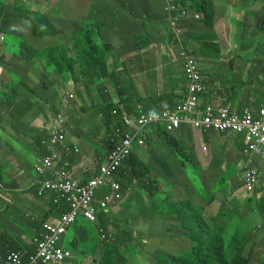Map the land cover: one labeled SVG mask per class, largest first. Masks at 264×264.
Returning a JSON list of instances; mask_svg holds the SVG:
<instances>
[{
	"label": "crops",
	"instance_id": "crops-1",
	"mask_svg": "<svg viewBox=\"0 0 264 264\" xmlns=\"http://www.w3.org/2000/svg\"><path fill=\"white\" fill-rule=\"evenodd\" d=\"M187 1H181V4L187 6ZM255 1L248 0L249 8L245 10L240 8L239 0L224 1V12L214 19L211 28L205 25L203 27L201 21L204 13L198 9L202 19L192 24L186 32L187 37L186 33L184 35L183 45L193 49L207 85L206 91L201 95L203 107L211 105L218 108L228 105L240 112L247 106L251 108L254 106L257 113L261 105L259 98L264 92V82L261 80L263 77L259 78L256 72L245 70L247 64L254 65L251 61L243 59L240 52L243 48L236 43L250 37L253 26L248 12L251 7H258L254 5ZM259 1L261 3V0ZM156 2H151L153 4L147 10H143L140 2L136 1V16L125 20L126 14L118 12L115 19L119 20L113 26L117 29L111 31L112 25L109 26L108 34L118 38L117 46L110 52L106 64V70L112 74L113 80L106 77L99 81L102 83L100 85L93 82L91 89L82 91V96L73 88L71 81H67L64 88H57L61 107L65 112L63 116L66 143L79 149L77 155H71L67 159L69 169L73 177L81 183L91 178L107 157L106 137L109 138L113 127L106 125L105 120L97 113L98 95L103 86L104 92L109 96V103L123 102L126 108L131 110L130 113L135 112L138 104L154 111L164 105L173 107L185 99L188 82L184 76L185 61L180 56L182 46L174 38L171 27L166 29L159 25L158 21L162 16L158 13L160 6L155 5ZM147 16L152 19H143ZM166 20L168 21V18H165ZM124 21H128L127 24L134 23V26L126 28ZM248 29L249 35L245 38V30ZM135 34L148 36V43L133 47L131 40ZM59 36H63V33H59ZM113 45H116V41ZM196 48L199 50L198 56L195 54ZM10 53V49L8 51L5 48L0 49V78L8 81V84L10 82L17 84L20 74L8 73L5 65ZM26 81L35 83L32 78ZM68 92L77 99L75 98V103L69 101L70 103L66 105L64 101L68 100L62 95L67 96ZM43 101L45 100L31 98L24 102L17 98L12 106L7 107L0 98V185L3 186L0 192V248L7 249L11 243L13 247H18V250L31 253L30 241L36 227L41 222L56 219L59 215L52 207V194H47L43 198L36 195L37 175L33 171V165L44 155L41 142L47 138L54 119V114L48 110V104ZM172 140H177V150L180 153L173 149ZM144 141V146L134 150L138 160L136 166L124 163L121 168V179L116 177L120 186L124 187L122 200L112 204L108 212L99 216L102 217L100 219L102 223H98L100 222L98 218L94 224L96 246L100 242L97 237L99 230L103 232L106 228V231L114 232L113 226L117 228L118 224L127 222L126 219H118L125 206L130 204L141 209L140 204L144 207L145 193L149 200L161 201L152 198L158 197L159 186L170 185L166 171L171 177L175 176L177 170L181 171L179 194H182L181 188H189L190 185L187 184L192 182L198 185L196 187L201 191L197 184L198 179H202H199L201 185L206 181L207 188H212L208 192V202L219 201L217 206L222 211L225 210V202L229 204L228 201L238 203L241 200H246L245 202L252 200L253 206L256 207L257 201L264 200V157L256 158V169L260 175L256 195H248L243 189L244 137L241 134L228 135L214 130H199L184 123L173 133H168L164 127H151L146 130ZM64 161L65 157L62 156L60 165ZM187 165L196 170L195 179L187 173ZM170 169H173L172 173H169ZM162 179L167 182L162 183ZM173 185H176V182ZM99 197L100 195L96 196ZM126 199H130V202L124 205L123 201ZM210 207L215 209L213 204L208 203L207 208ZM230 214L233 215L230 212L229 214L221 212L220 217L227 215L232 217ZM254 218L255 224L264 229V217L256 213ZM115 220L118 222L115 223ZM238 224L234 221L232 226L236 228ZM130 233L132 235L131 231ZM66 234L62 238V246ZM74 235L73 229L72 239ZM133 239L135 241V237ZM95 256H99L97 249ZM86 258L84 263L87 261ZM93 260L97 262V258Z\"/></svg>",
	"mask_w": 264,
	"mask_h": 264
},
{
	"label": "trees",
	"instance_id": "trees-1",
	"mask_svg": "<svg viewBox=\"0 0 264 264\" xmlns=\"http://www.w3.org/2000/svg\"><path fill=\"white\" fill-rule=\"evenodd\" d=\"M27 1L0 0L1 30L6 34L15 35L18 40L17 50L11 52L5 61L8 73L20 74L18 83L8 84V81L0 78V98L7 107L12 106L17 98L24 102H28L31 98L42 99L46 101L48 110L52 111V114L63 116L65 112L61 107L58 87L64 88L66 82L71 81L73 88L82 96V91L91 89L93 82L100 85L102 83L99 81L103 78L113 80L112 74L106 70V64L110 52L117 46L118 38L108 34L109 26L112 25L111 31L117 29L113 26L119 20V18L117 21L115 19L118 12L126 14L125 20L136 16V1L140 2L143 10H147L157 1L155 5L160 6L158 13L162 16L158 21L159 25L170 29L168 21H165L168 16L165 7L166 0H55L52 6L44 10L31 8L30 3L33 0ZM181 1L185 2V0H177L180 3ZM224 1L226 0H204V2L201 0L198 3L197 10L200 9L204 13V18H201L203 27L205 25L211 28L214 19L222 15ZM239 1L240 8L244 10L249 8L248 0ZM248 16L253 27L248 42L241 44V47H251L252 42L256 41L258 48L261 47L264 50V0H261L260 6L251 7ZM143 19L152 18L147 16ZM127 23L128 21H124V27L134 26V23ZM59 33H63V36H59ZM147 40L148 36L135 34L131 42L133 47H140L147 44ZM115 41L116 45H113ZM30 78L35 83L26 81ZM7 90L10 91L7 92ZM62 96L68 100L64 101L66 105L70 102L75 103L77 99L71 92H68L67 96L65 94ZM108 98L103 86L98 95L99 110L97 113L111 128L113 126L124 127L121 116L112 114V111L119 112L121 107L128 113L131 110L127 109L123 102L109 103ZM251 109L256 115L254 106ZM107 137L106 140H108ZM46 139L42 145L44 155L46 154L44 147ZM176 141H171L172 147L180 153L177 150ZM181 155L183 156L182 153ZM137 161V156L133 151L124 163L135 167ZM121 168L116 177L120 178ZM166 174L171 176L167 171ZM199 179L197 184L201 191L193 182L187 184L190 185L189 188H181L182 194H179L180 189L172 187L170 191H167L163 185L164 188L159 186L158 192L165 193L164 207L160 211L161 222L158 223L162 229L158 232L149 231L148 238L152 246L162 248L160 249L162 253L156 257L153 256L148 261L151 264H264V229L255 224L254 218L256 213L264 217V200L257 201L256 207H251L252 200L246 203L241 202L243 210L241 208L235 210V216L230 214L232 217L229 215L220 217L221 212L229 214V211H222L217 204L214 205L215 200L212 201L213 203L208 202V192L212 188H207L206 181L204 185H201ZM122 188L124 187L121 186V193ZM190 195H193L192 199H189ZM232 202L238 204L235 201ZM208 203L213 204L215 209L211 207L208 209ZM66 209L64 203H61L56 211L57 215ZM101 215L103 213L99 214ZM100 219L102 217L99 221ZM84 221L88 223L89 228L97 223V221L90 223L85 219ZM234 221L239 223L236 228L232 226ZM118 225L114 232L103 229L102 234L106 239L101 240L98 234L100 242L96 246L97 238L94 239L96 234L92 235L75 221L72 225L75 235L70 242L69 251L80 252L84 260L83 262L74 261L71 264H132L138 252L136 247H133L135 251L132 249L133 236L126 222ZM174 227H177V230ZM171 236L182 237L184 240L176 247L169 240ZM164 241H167L168 245L171 244V248L164 245ZM61 244L62 239L59 245ZM8 245L7 249L6 247L0 248V254H5L7 250H18V247H13L11 243ZM96 249L99 253L98 257L95 256ZM127 251L134 252V255L128 254ZM85 258L86 263H84ZM93 258H97L96 263H92Z\"/></svg>",
	"mask_w": 264,
	"mask_h": 264
},
{
	"label": "built area",
	"instance_id": "built-area-1",
	"mask_svg": "<svg viewBox=\"0 0 264 264\" xmlns=\"http://www.w3.org/2000/svg\"><path fill=\"white\" fill-rule=\"evenodd\" d=\"M166 10L174 37L182 46L180 56L185 61L184 75L188 82L185 99L174 107L154 111L142 104H138L133 113L126 112L124 108L119 112L113 110L112 114L121 116L124 127L113 126L106 143V159L84 183L73 177L67 161L71 155H77L79 149L66 143L64 117L61 114L54 115L44 146L46 154L33 165L37 175L36 195L43 198L52 194V207L57 211L61 203H64L67 209L59 213L56 219L41 222L36 227L30 241L31 253L8 251L0 254V264H71L70 252L59 245L62 237L79 216L94 223L100 213L108 212L112 204L122 200L116 174L131 152L144 146L145 132L150 126L162 125L168 133H173L182 124L188 123L194 129L214 130L228 135L243 134L244 185L248 193L255 191L259 184L255 160L264 157V93L256 115L249 106L241 112L228 105L203 107L201 95L207 85L193 49L183 45L185 33L194 22L202 18V14L177 0H166ZM5 37L0 29V45L4 43ZM62 156L65 161L60 165ZM2 190L3 186L0 185ZM97 195L100 197L96 198ZM98 234L101 240L106 239L101 230Z\"/></svg>",
	"mask_w": 264,
	"mask_h": 264
},
{
	"label": "rangeland",
	"instance_id": "rangeland-1",
	"mask_svg": "<svg viewBox=\"0 0 264 264\" xmlns=\"http://www.w3.org/2000/svg\"><path fill=\"white\" fill-rule=\"evenodd\" d=\"M29 1L30 0H28L27 2H29ZM54 1L55 0H33L30 3V7L34 8V9L40 8V9L44 10L48 6H52ZM199 2H200V0H191V1L188 0L187 6H190L192 10H197V5ZM28 5H29V3H28ZM254 5L260 6V1L256 0L254 2ZM241 18H242V16H241ZM248 23L250 24V21H248ZM231 25H233V23H231ZM248 26H250V25H248ZM248 35H249V29L245 30L244 37L247 38ZM5 36L6 37H5V40L3 43L5 50L8 51L10 49L11 52L16 51L18 48L17 37L13 34H6V33H5ZM247 42H248V40L242 41L241 43H239V42H236V43L238 45H241V44H246ZM196 50L197 51L195 52V54L198 56L199 50H198V48H196ZM240 52L243 55L244 60L251 61L252 65H254V66H249L247 64L245 70L256 72V76L259 78L263 77L261 80H262V82H264V50L261 47L258 48L257 42L254 41V42H252L251 47H244L243 49H240ZM247 61H246V63H247ZM256 67H257V69H256ZM151 127H155V126H150L147 129H149ZM157 127H159V126H157ZM160 127L163 128L162 125ZM163 166H165V165H162V167ZM163 170L164 169H162V171ZM164 171H166V169ZM186 171H187V173H189L190 177L195 179L197 172L194 168L187 165ZM172 172H173V169H170L169 173H172ZM194 172H196V173H194ZM174 175H175L174 177H171L168 175L166 176L168 178V182H169L168 184H170V185H163V186L166 188L167 191L168 190L170 191L172 189V187H173V189H178V190L180 189V187H178L179 186L178 183L180 182L181 177H182L181 171L177 170V172L174 173ZM194 179H192V180H194ZM161 182L166 183L167 180L162 179ZM175 182H176V185H173V183H175ZM163 186H162V188H164ZM164 196H165V193L159 192L157 198H155V197L152 198L155 200H161L160 202H156L154 200L153 201L149 200L147 193H145L144 194V207H143V205L140 204L141 209H138V208H136L135 205L129 204V205L124 207V209H123L124 211H122L120 213L121 215L118 216V219H121V220L126 219L127 220L126 223L128 224L130 231L132 232V236L135 237L134 243L132 242V244H133L132 249L134 250L133 247L136 246L138 252L136 251L137 255L134 256V259L132 260V264H151L148 260H151L150 258H153V256L156 257V255H158L159 253H162V252H160V249H162V248L159 249V248L152 246L150 239L148 237H149V231L158 232L162 229V226L158 225V223L161 222L160 211L164 207V202H163ZM192 197H193V195H190L189 199H192ZM245 201L246 200H241L240 202H238V204H236L232 201L231 202L228 201V203L231 204L232 206H230L229 204H227V202H225L226 203L225 210L229 211L230 213H233V215H234L233 209L237 210L238 208H241L243 210V206H241V202L244 203ZM129 202H130V199L129 200L126 199L123 201V204L125 205ZM217 202H219V201H217ZM217 202H215L214 205H216ZM251 207H253V201L251 203ZM246 208H248V207H246ZM157 212H159V214ZM76 221L79 224H81L86 231L90 232L92 235L95 234L94 227L89 228L88 223L84 221V218L79 217ZM116 222H118V221L115 220V223ZM123 224H124V222H123ZM144 228H145V230L143 231ZM174 229L177 230V227L176 228L174 227ZM112 230L115 231L116 227L113 226ZM136 232H139V234H137ZM72 236H73V229H72V227H70L67 230V234L63 240V247L66 250L70 249V242L72 240ZM169 240L173 244H175L176 247H178L179 245H181V243L184 239H182V237L171 236V237H169ZM188 244H189V242H188ZM164 245H168V242L164 241ZM168 246L171 248V244H169ZM127 252L130 255H134V252H131V251H127ZM70 254H71L70 259L73 262L74 261L83 262L84 259H83V256L80 254V252L70 251ZM75 264H77V263H75Z\"/></svg>",
	"mask_w": 264,
	"mask_h": 264
},
{
	"label": "clouds",
	"instance_id": "clouds-1",
	"mask_svg": "<svg viewBox=\"0 0 264 264\" xmlns=\"http://www.w3.org/2000/svg\"><path fill=\"white\" fill-rule=\"evenodd\" d=\"M0 29H1V26H0ZM2 31V30H1ZM3 32V31H2ZM4 33V32H3ZM5 34V33H4ZM4 48V45L2 44V45H0V49H3ZM264 93V92H263ZM259 100L261 101V96H260V98H259ZM64 117V116H63ZM64 123H65V118H64ZM64 126V125H63ZM64 131H65V128H64ZM243 137H244V135L243 134H241ZM66 140V139H65ZM244 147H245V140H244V146H243V149H244ZM243 149H242V154H243ZM255 167H256V160H255V165H254ZM258 171V170H257ZM258 174H259V172H258ZM259 184H260V175H259ZM259 184L257 185V187H256V189H255V191L253 192V193H248L247 191H246V189H245V185H244V180H243V189H244V191H245V193L246 194H248V195H256V193H257V188H258V186H259ZM1 192V191H0ZM77 220V219H76ZM100 237V236H99ZM251 243H253V241L251 242ZM264 250V249H263ZM16 251H18V250H16ZM69 251V250H68ZM11 252V251H10ZM70 252V251H69ZM264 252V251H263ZM92 263H93V260H92Z\"/></svg>",
	"mask_w": 264,
	"mask_h": 264
},
{
	"label": "water",
	"instance_id": "water-1",
	"mask_svg": "<svg viewBox=\"0 0 264 264\" xmlns=\"http://www.w3.org/2000/svg\"><path fill=\"white\" fill-rule=\"evenodd\" d=\"M93 263H95V260H93Z\"/></svg>",
	"mask_w": 264,
	"mask_h": 264
}]
</instances>
